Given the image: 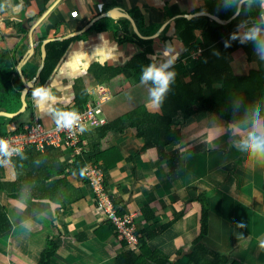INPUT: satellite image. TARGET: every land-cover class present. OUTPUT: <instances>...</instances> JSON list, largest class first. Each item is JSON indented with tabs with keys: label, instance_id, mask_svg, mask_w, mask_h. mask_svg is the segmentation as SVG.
I'll return each instance as SVG.
<instances>
[{
	"label": "crops",
	"instance_id": "0c3cea01",
	"mask_svg": "<svg viewBox=\"0 0 264 264\" xmlns=\"http://www.w3.org/2000/svg\"><path fill=\"white\" fill-rule=\"evenodd\" d=\"M262 5L264 0H0V64L13 69L5 68L0 78V135L21 132L33 122L46 127L56 124L51 112L33 99V90L41 85L51 89L50 106L66 112L83 91L87 101L107 95L109 100L102 105L106 125L115 129L104 133L99 127L89 129L86 145L100 141L105 152L100 164L107 166L108 191L121 210L135 214L140 231L147 234L167 226L149 238L150 245L170 254L174 264H188L208 208L206 244L231 261L264 264V249L260 248L264 240V160L237 147L248 132L264 128V114L230 122L208 110L190 117L180 111L173 121L181 139L166 147L177 160L173 170L155 140L148 146L147 138L139 135L137 125L149 126L151 114L163 109L149 104L151 84H141L135 68L130 74L107 78L114 69L126 68L135 59L141 61L149 45L139 44V35L127 18L94 21L114 7L130 12L141 32L151 38L139 37L153 40L154 53L165 44L172 45L178 54L173 68L187 84L208 47L223 76L264 72V48L261 52L254 48L249 56L241 43L252 25H259L264 39ZM245 8L249 22L242 19ZM199 18L205 28L181 27ZM102 19H107L105 25L97 26ZM211 28L220 30V39L206 48L204 35ZM233 33L237 38L225 47ZM59 38L73 41L42 82L43 42L62 41ZM145 62L149 64L148 59ZM95 72H102L104 79L100 81ZM204 86L205 94L211 96L212 89ZM16 93L19 98L14 97ZM77 156L66 146L43 150L28 146L13 159L0 157V184H5L0 204L11 223L0 232V264H39L51 241L57 249L50 264H114L130 248L99 207L88 177L75 166Z\"/></svg>",
	"mask_w": 264,
	"mask_h": 264
},
{
	"label": "trees",
	"instance_id": "16d2710c",
	"mask_svg": "<svg viewBox=\"0 0 264 264\" xmlns=\"http://www.w3.org/2000/svg\"><path fill=\"white\" fill-rule=\"evenodd\" d=\"M202 19L203 18H199L197 21L187 20V22H185V24H183L181 27L194 29L205 28L203 22H199L203 21ZM242 19L245 22H249L246 8L243 9ZM106 21L107 19L100 20L97 23V26L105 25ZM220 34L221 33L218 28L206 30L204 36L208 42L204 43V46L207 48L212 43V41L220 39ZM136 37L140 45H149L139 57L142 60L139 61L138 59H135L126 68L114 69L113 73L107 77L108 80H112L115 76H118L122 73L130 74V70L133 68L137 69V72L141 74L142 68L147 65V62H145L146 59H148V63L151 62L147 56L150 53H154L152 46H150L153 45V40H145L137 35ZM72 41L73 39H68L62 41H52L48 44L46 64L40 78L42 82H44L52 74L57 63L63 57ZM232 41L233 39L229 37L227 42H224V44L226 45L227 43V46H230L233 44ZM188 42H191V40ZM242 46L250 56L254 48H256V43L253 41H246L242 44ZM191 49L192 47H190V50ZM209 50L210 48L208 47L204 55L200 57L199 63L195 69V74L190 79V81L187 82V84L178 78L176 74L175 83L171 85V88L167 93L163 104H161L163 108L162 113L151 114V122L149 126H142L141 124L137 125L139 127V135L141 137L147 138L148 146L152 145L153 143L151 139L155 140L154 144L159 146L162 155L169 160L173 170L176 169L177 160H175L173 153L166 152V147L172 142L181 139V131L174 128L175 124L173 121V118L180 111H183L186 117H190L196 112L208 110L230 122L248 120L256 113L264 114V72L252 71L249 75L245 76H223L220 64H217L216 60L212 62ZM5 68L13 71L9 65L1 63L0 78ZM111 71L112 68L108 70L109 73ZM95 74L100 81L104 79V77L101 76L102 72L100 74L99 72H95ZM17 83L18 88L22 87L21 82ZM216 83H221V87H215ZM204 84H206L208 88L212 89L211 96L205 94ZM14 97L19 98V94L16 93ZM87 98L88 94L86 91L79 93L76 97V103L72 109L67 110V112L72 113L73 111L82 109L83 103L87 102ZM155 120L158 122H155ZM114 127L115 126L113 125H106L101 126L98 129H100L101 133H104L109 129H115ZM86 132L84 133L85 139L87 138ZM98 141L99 140L90 143L89 146L85 145L84 152L82 154H78L77 156L75 166L84 178H87L85 167L89 163L99 164V166L103 168L105 172L107 171V166H105V164H100V159L105 157V152L101 151V143ZM94 158L96 161L92 162ZM4 186L5 184H0V190ZM122 212L125 211L122 210ZM111 224L119 238L116 225L112 221ZM202 225V232L194 243L195 247L190 254V261L188 264H243L237 260L231 261L227 255L213 251L204 241V237L209 230L208 208L204 209ZM10 226L11 223L8 218L7 211L5 207L0 204V232L5 231ZM166 227L167 226H164L156 232H147V234H143V232H141L139 229V233L141 234L139 244L140 250L137 251L134 248H129L117 257L114 264H174V260L170 254L166 253L163 249L153 248L149 243L150 237L157 235ZM123 242L127 244V241ZM56 249L57 243L55 241H51L48 247L42 252V257L39 264H50V259L55 253Z\"/></svg>",
	"mask_w": 264,
	"mask_h": 264
},
{
	"label": "built area",
	"instance_id": "2783aa9c",
	"mask_svg": "<svg viewBox=\"0 0 264 264\" xmlns=\"http://www.w3.org/2000/svg\"><path fill=\"white\" fill-rule=\"evenodd\" d=\"M109 100L107 95L97 101L83 103V108L73 111L77 115L76 123L71 128L58 126L46 127L40 122H33L25 126L21 132L8 135H0V140L7 141L11 152L8 158H15L19 152L15 149L25 150L32 146L43 150L47 146H66L71 148L75 154H82L86 139L84 133L89 129L105 126L108 119L105 115L104 103ZM86 175L94 188L99 207H102L110 221L116 225L119 239L127 241L133 248H139L140 237L139 226L135 220V214L122 212L108 191L107 175L98 164L90 163L85 167Z\"/></svg>",
	"mask_w": 264,
	"mask_h": 264
},
{
	"label": "clouds",
	"instance_id": "9594fccd",
	"mask_svg": "<svg viewBox=\"0 0 264 264\" xmlns=\"http://www.w3.org/2000/svg\"><path fill=\"white\" fill-rule=\"evenodd\" d=\"M243 2V0H242ZM264 7V5H262ZM238 14V13H237ZM261 19L264 20V14ZM262 30L259 25H252L241 37V43L253 41L256 43V51L261 52L264 48V39L261 38ZM237 34L233 33L231 39H236ZM227 46V43L226 45ZM178 54H174L171 44H165L157 53L149 57L150 63L142 68L141 84H151L148 89L149 104L160 106L163 104L171 85L175 83L176 72L173 68ZM264 59V54L261 55ZM51 89L47 86H39L33 90V99L36 103L49 110L55 118L58 126L71 128L76 123L77 115L75 112L69 113L62 109H56L50 106L49 102L52 99ZM237 147L241 151H247L250 156L264 160V128H259L255 131L248 132L246 137L238 142ZM19 152L22 149H15ZM9 144L7 141L0 140V157L10 156ZM241 226H243L241 222ZM260 248L264 249V240L260 241Z\"/></svg>",
	"mask_w": 264,
	"mask_h": 264
},
{
	"label": "water",
	"instance_id": "95a60500",
	"mask_svg": "<svg viewBox=\"0 0 264 264\" xmlns=\"http://www.w3.org/2000/svg\"><path fill=\"white\" fill-rule=\"evenodd\" d=\"M209 15H211V16L215 17L216 19H218V17H217L216 15H213V14H209ZM105 17H112V18H127V19H129V20L132 22V24L134 25L135 30H136V32L138 33L139 36H141V37H143V38H151V37H149V36H145V35L141 32V30H140V28H139V26H138V24H137V22H136V20H135V17H134L130 12H128L127 10H125V9L122 8V7H114L113 9L109 10L106 14H103V15L98 16L94 21L99 20V19H101V18H105ZM190 17H193V15H190ZM94 21L91 22L89 25H87L86 29L89 28L91 25H93ZM81 32H82V31L75 32L74 34H70L69 36H66L64 39L69 38V37H71V36H73V35H77L78 33H81ZM64 39H63V38H61V39L59 38V40H64ZM53 40H55V39H46V40L43 42V45H42V55H43V58H44L45 60H46V58H47V54H48V51H47V45H48L49 42H51V41H53ZM44 65H45V61L43 62V66H42V67H44ZM23 95H25V93H24ZM22 99H23V102L25 103V96H23ZM25 104H26V103H25ZM3 113H6V114H8V115H11V114L8 113V112H3Z\"/></svg>",
	"mask_w": 264,
	"mask_h": 264
},
{
	"label": "rangeland",
	"instance_id": "374dc122",
	"mask_svg": "<svg viewBox=\"0 0 264 264\" xmlns=\"http://www.w3.org/2000/svg\"><path fill=\"white\" fill-rule=\"evenodd\" d=\"M127 245H128L127 247L133 248V246L131 244H127ZM135 249H137V248H135Z\"/></svg>",
	"mask_w": 264,
	"mask_h": 264
}]
</instances>
